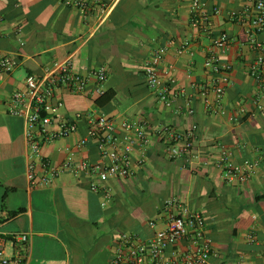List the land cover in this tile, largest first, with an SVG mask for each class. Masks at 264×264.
<instances>
[{
	"label": "crops",
	"instance_id": "0c3cea01",
	"mask_svg": "<svg viewBox=\"0 0 264 264\" xmlns=\"http://www.w3.org/2000/svg\"><path fill=\"white\" fill-rule=\"evenodd\" d=\"M254 1L200 0L209 19L195 28L193 0H0V53L19 61L12 73L0 71V240L8 258H21L13 264H110L120 236L134 234L145 240L164 227L158 223L151 228L149 222L168 217L169 199L179 204L172 212L183 207L204 214L216 251L205 264H264V198H258L264 197V159L250 179L235 184L224 181L214 160L221 143L233 150L238 164L256 159L264 148V97L256 104L259 88L247 70L255 54L247 44L246 27L229 17L233 10L251 11ZM222 33L231 43L225 50L214 49L213 39ZM258 39L264 42V31ZM186 40L189 50L178 53ZM163 45L168 51L161 71L170 68L176 79L172 93L185 91L192 115L185 111V97L166 105L146 82L143 67ZM211 50L229 66L230 82L220 102L227 111L224 116L210 112L200 92L216 77L206 66ZM67 59L81 72L105 66L104 91L114 97L98 107L93 78L85 93L58 90L64 102L59 116L81 117L74 133L42 145L43 159L57 166L63 163L67 148L86 135L88 113L148 126L151 142L144 163H138L141 153L134 151L131 175L106 183L112 190L106 207L102 193L90 190L96 177L66 171L50 186L35 187L27 177L30 163L37 176L45 169L41 160L29 156L26 122L11 113L12 96L26 92L28 76L41 77L54 63ZM208 98L214 100V92L209 91ZM192 125L198 127L194 160L168 159L157 130ZM56 126L55 122L50 129ZM77 159L100 165L96 141L89 140ZM15 233L28 240L12 238ZM186 246L183 241L179 249Z\"/></svg>",
	"mask_w": 264,
	"mask_h": 264
},
{
	"label": "built area",
	"instance_id": "2783aa9c",
	"mask_svg": "<svg viewBox=\"0 0 264 264\" xmlns=\"http://www.w3.org/2000/svg\"><path fill=\"white\" fill-rule=\"evenodd\" d=\"M103 3V0H95ZM77 6H83L81 1H76ZM191 23L195 28H201L209 19L200 0H193ZM232 21L246 27L247 44L254 52V59L247 70L255 80L259 88L256 104L264 97V42L258 39V34L264 31V0H255L251 11L230 12ZM4 21L0 14V24ZM20 32V30H18ZM231 39L227 33H222L213 39V48L225 50L229 47ZM190 41H184L178 53L189 50ZM168 51V45H163L155 50L152 57L146 61L143 72L148 86L154 89L158 99L170 105L178 96L185 97V91L180 89L172 93L176 79L171 74L170 68L161 71L160 64ZM16 57L5 56L0 53V71L10 74L18 66ZM206 66L215 74L214 82L210 86L203 85L200 89L204 96L208 110L216 115L224 116L226 109L221 105V99L229 84V66L223 64L215 51L211 50L207 58ZM84 72V73H83ZM78 71L73 67L70 59L56 62L41 77L28 76L25 80L26 92H16L11 99L10 111L14 115L22 116L26 122V138L29 156L42 161L45 173L42 176L35 174L32 163L28 167V180L30 187L50 186L60 175L66 171L76 176L81 174L96 177L90 183V190L100 192L103 195L102 206L112 199V190L106 185L111 179L127 178L132 173L134 151L138 150L141 157L139 164H143L150 146L148 126L144 121L123 120L118 121L103 113H88L85 116L87 122L86 135L80 139L74 147L67 148V155L59 166L43 159L41 148L44 143H52L57 139L66 138L77 130V121L81 117L59 116V111L64 108V102L56 93L58 90L67 89L73 93H85L89 87L90 79H95L99 96L104 94V85L108 79V69L105 66L86 67L84 71ZM209 91L214 92L215 99L210 101ZM179 109V113L182 112ZM185 111L192 115L194 110L191 100L185 97ZM245 114L246 110H239ZM232 122L236 117L228 116ZM57 123L56 129L50 127ZM118 128L121 133L118 132ZM157 134L165 145V153L168 159H184L191 163L195 158V147L198 141V127L192 125L188 129L178 130L171 126H165L157 130ZM89 140L97 143L102 163L95 165L88 160L77 159V155L86 146ZM215 165L222 171L224 181L230 184L244 182L250 179L254 171L264 159V148L256 159L246 160L241 164L234 161V152L224 144H218ZM176 199H169L165 203L166 219L158 217L149 222L151 228L158 223L164 227L148 239H140L134 234H123L119 238L117 251L110 264H205L210 257L216 254L213 241L206 233V219L204 214L188 211L181 207L177 212L172 208L178 206ZM180 207V206H179ZM12 238L27 241L25 234L15 233ZM251 242L256 239L249 236ZM185 241L186 248L181 251L179 245ZM21 258L10 259L6 256L3 242L0 240V264L20 263Z\"/></svg>",
	"mask_w": 264,
	"mask_h": 264
},
{
	"label": "trees",
	"instance_id": "16d2710c",
	"mask_svg": "<svg viewBox=\"0 0 264 264\" xmlns=\"http://www.w3.org/2000/svg\"><path fill=\"white\" fill-rule=\"evenodd\" d=\"M114 95L110 93V91L104 92L99 98L95 100V103L98 107L105 105L106 103L110 102L113 99ZM259 199L264 197H258Z\"/></svg>",
	"mask_w": 264,
	"mask_h": 264
}]
</instances>
